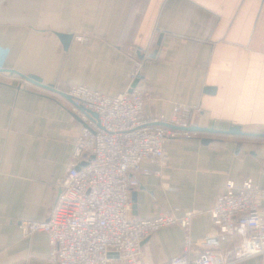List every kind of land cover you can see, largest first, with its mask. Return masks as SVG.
Wrapping results in <instances>:
<instances>
[{
  "label": "crops",
  "instance_id": "crops-1",
  "mask_svg": "<svg viewBox=\"0 0 264 264\" xmlns=\"http://www.w3.org/2000/svg\"><path fill=\"white\" fill-rule=\"evenodd\" d=\"M56 32L73 35L66 50ZM133 60L149 93L147 118L167 117L180 103L192 108V127L264 134V0H0L4 69L64 93L81 85L114 97L127 89ZM75 115L67 97L0 72V264H49L47 234L24 236L18 221L49 217L70 164ZM165 150L161 176L142 162L149 172L136 174L130 216H192L187 234L172 225L143 242L145 264H167L209 231L226 181L264 189L263 135L197 131ZM233 264H264V256Z\"/></svg>",
  "mask_w": 264,
  "mask_h": 264
},
{
  "label": "built area",
  "instance_id": "built-area-1",
  "mask_svg": "<svg viewBox=\"0 0 264 264\" xmlns=\"http://www.w3.org/2000/svg\"><path fill=\"white\" fill-rule=\"evenodd\" d=\"M86 39L75 35L78 42ZM140 70L141 63L133 60L127 89L114 97L81 85L67 92L80 120L69 167L56 181L55 204L45 220L18 221L24 236L47 234L49 264H145L140 259L142 244L155 231L178 225L188 233L191 212H164L144 220L130 216L131 192L139 186L136 174L149 172L142 162L150 161L161 176L165 145L196 135L186 130L192 110L188 105L174 104L167 117L144 115L149 99L145 85L139 80L128 92ZM210 217L209 231L188 240L167 264H233L264 256V189L250 179L238 189L226 181ZM225 239L230 246L224 248Z\"/></svg>",
  "mask_w": 264,
  "mask_h": 264
},
{
  "label": "water",
  "instance_id": "water-1",
  "mask_svg": "<svg viewBox=\"0 0 264 264\" xmlns=\"http://www.w3.org/2000/svg\"><path fill=\"white\" fill-rule=\"evenodd\" d=\"M56 35L57 37L59 38L60 42L62 43L63 45V48L66 50L72 39H73V35L71 33H59V32H56ZM162 36L163 34H161L158 38V41H157V45L159 46L160 43H161V39H162ZM139 53V51H138ZM157 53V50H154V52L151 54V56H154L155 54ZM0 72H7V73H11V74H16V75H19L20 77H22L23 79L31 82V83H34L36 85H39L40 87L42 88H45V89H48V90H51V91H56L58 93H60L62 96L64 97H67L71 102H73L72 98L67 94V93H64V92H61V91H57L56 88L52 85V84H44L42 82V79L36 75H32V74H29V75H24L22 73H20L19 71H16V70H9V69H4L3 67H0ZM142 76L139 75L134 81L133 83L131 84L130 88L128 89V92H131L135 86L137 85V83L139 82V80H141ZM206 92H210L211 89L210 88H206L205 89ZM80 112H84V110L82 108H78ZM94 116H96V114H92ZM76 118L78 119V121L80 120L79 116L78 115H75ZM161 125H165V126H169V127H174L173 125H168L167 123H160ZM186 130L188 131H191V132H197V131H211V132H214V133H221V134H236V135H251V136H259V135H263L264 134H260V133H245V132H242L239 130L238 127H234L233 129H229V130H216V129H213V128H203V127H192V126H189ZM206 142L210 141V139H205ZM85 165V164H82V166ZM132 201L135 202V197H134V194H132ZM133 209L135 208V205H133L132 207Z\"/></svg>",
  "mask_w": 264,
  "mask_h": 264
}]
</instances>
